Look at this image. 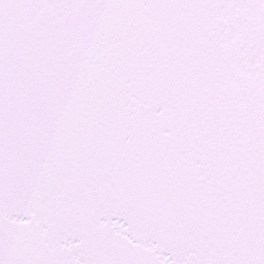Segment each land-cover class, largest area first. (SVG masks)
I'll return each instance as SVG.
<instances>
[{"label":"snow or ice","instance_id":"obj_1","mask_svg":"<svg viewBox=\"0 0 264 264\" xmlns=\"http://www.w3.org/2000/svg\"><path fill=\"white\" fill-rule=\"evenodd\" d=\"M0 264H264V0H0Z\"/></svg>","mask_w":264,"mask_h":264}]
</instances>
